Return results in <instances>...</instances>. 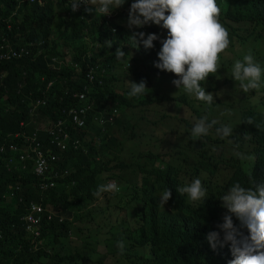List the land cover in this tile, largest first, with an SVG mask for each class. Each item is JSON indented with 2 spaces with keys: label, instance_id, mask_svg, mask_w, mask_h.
I'll return each instance as SVG.
<instances>
[{
  "label": "clouds",
  "instance_id": "clouds-1",
  "mask_svg": "<svg viewBox=\"0 0 264 264\" xmlns=\"http://www.w3.org/2000/svg\"><path fill=\"white\" fill-rule=\"evenodd\" d=\"M31 1L34 6L42 8V11L34 18L44 29V32L37 36L38 47L35 50L41 57L52 54L47 56V59L51 57V62L47 63L49 69L56 71L68 65L71 66L76 77V82L70 88L64 89H58L53 79H50L46 81L43 91L38 78L34 95L31 92L24 95L28 115L16 123V128L7 127L5 131L14 153L18 146L25 148V154L21 156L28 169L16 156L27 172L31 168V173L35 175L33 176L34 188L41 197L44 191L62 183L63 178L73 172L71 163H65L64 155L80 148L81 141L72 129H83L87 124L94 123L95 129L98 130L95 131L96 146H100L103 137L99 136L101 134L99 131L103 129V124L111 122L113 126L117 125L114 124L116 120L113 119L118 108L117 98H109L106 101V108H110L112 114L105 118L106 114H102L99 110L94 97L95 86L103 84V77H106L114 87H118V78L128 83L126 86L130 90L127 95L129 98H134V102L129 112H125L122 121H141L146 124L156 120L158 125L157 130L149 133L147 137L140 136L135 147L130 145L126 137L117 134L116 143L120 150L118 159L121 161L128 162L132 157L150 153L155 158L152 163L154 169H164V166L171 162L174 167L190 173L194 152L192 150L183 152V161L176 155L178 149L187 148L190 144L191 140L186 134L188 131H191L193 141L205 139V145L217 150V153L223 145L222 140L233 137L234 129L231 125L221 124L218 127V121L213 119L209 122L207 116L198 120L191 119L187 129L171 124V118L184 110L182 103L173 100L172 103L165 104L162 103L164 100L158 99L155 95H147L151 91V86L149 84L146 86L144 80L137 83L132 79L136 68L145 70L152 67L174 74L178 78L172 83L178 91L173 95L182 91L187 96L198 100L195 106L200 108L201 102L203 106H211L215 102L213 94L206 92V86H203L207 78L209 75H216L220 68L225 69L221 76H216L214 81L222 83L227 78L233 80L230 81L233 87L229 89V96L241 99L244 107L243 110L236 112L235 118L247 119L245 123L249 125L241 126L236 133V138H241V146L249 150L254 147H264V67L253 54V51L264 52L263 7L256 10L248 3V0ZM124 4L125 6L122 7ZM126 8H130L128 18L125 17ZM116 9H121L116 16L120 17L122 12L123 19L127 21V25L122 26L128 29V34L121 47H117L115 51L110 48L113 46L111 39L117 35V31L116 27L110 24L111 28L107 27L109 23L107 19ZM92 12L104 21L107 29L103 34H100L94 23L90 21L89 15ZM57 15H60V19L54 25ZM59 21H62V28L68 29L67 38L57 33ZM153 24L159 26L158 32L161 34L146 35L140 31L145 26ZM233 27L239 28L238 36L233 33ZM134 29H139V32ZM90 34L100 48L88 47L84 42H80L76 47L84 44L85 52L82 54L73 52L74 58L70 64L59 65L58 60L65 59L67 54L68 41L71 39L73 43L76 38ZM230 35L235 36L233 44ZM160 36H164L165 39L161 40ZM27 39L23 36V40L16 41L15 45H7L8 56L5 59H21L28 56L32 45ZM154 41L161 46L158 53ZM63 42L64 46L61 47ZM57 44L58 46H55ZM130 47L136 49L138 53L132 51ZM10 50L16 54L12 56ZM87 50L92 52L90 56H86ZM102 50H105L104 53ZM112 52H115L117 63L115 60L106 62L109 53ZM94 55L101 56L102 62H96ZM235 56L238 59L233 63L223 62V59ZM144 61H150V63ZM49 64H55L57 68H51ZM113 64L118 66V72L114 73L111 70ZM156 70H153L155 73L151 83L158 87L156 91L162 94L164 89L156 85ZM111 74H114V79ZM13 91L14 88L10 85L5 88L0 103H5L8 107L0 105V117L9 113ZM50 99L56 101L52 106H50ZM161 104L162 106L165 104V107L162 108ZM140 108L145 111L150 108L151 111L141 117L139 116ZM40 109L42 110L40 120L34 121L32 118ZM211 114L217 117L216 113ZM99 126L102 127L99 129ZM145 139L146 143L139 144ZM229 143L234 141L229 140ZM239 147L240 144L235 140L233 154L240 161L245 162L244 165L239 163L237 165L250 172L264 173V162H257L254 167L251 161L255 160V154L241 152L238 150ZM82 156H85V151H82L78 158ZM120 156L126 159H120ZM0 163L5 168L1 154ZM5 170L7 171L6 168ZM112 173L114 178L101 181L106 184L98 185L95 191L94 187H91L86 192H79L77 197H73L69 202L63 201L52 192L58 200L62 217L67 221L69 228L67 236L56 240L49 237L43 242L41 233L34 230V227L37 222L51 219L52 214L38 202L29 204V199L23 203L27 205V209L17 216L18 224H16L28 227L31 218L30 210L34 208L33 226L28 227L27 238H31L30 234H33L35 248L44 246L47 253L52 255L58 252L61 246H56L57 242L69 239L72 226L75 229L80 228L83 232L89 230L98 238L105 240L108 237L112 239L114 235L125 238L155 227L157 215L161 210L175 219H189L200 209H205L210 202L211 197H206L207 190L199 178L185 177L182 181L160 176L152 180H127L121 176V170L117 168L113 169ZM28 175L30 176L29 172ZM65 192H68V188ZM105 193H110L112 206L100 200ZM219 200L226 213L223 216V223L216 226L220 231L209 232L206 236L211 249L215 251L218 247L223 248L229 245L233 259L228 264H264V182L256 184L251 179L249 187L236 182L222 194ZM113 215L128 222L129 227L126 231L117 230L111 224ZM233 216L239 221V227L234 225ZM244 229L247 230V234L243 231ZM94 238L93 242H96L97 239ZM115 244L119 254L124 255L125 241L120 240ZM49 247L52 248V252ZM141 247L145 248V254L130 258V261L133 260L135 264H164L148 245L142 244ZM51 261L44 258L41 264H49Z\"/></svg>",
  "mask_w": 264,
  "mask_h": 264
},
{
  "label": "trees",
  "instance_id": "trees-1",
  "mask_svg": "<svg viewBox=\"0 0 264 264\" xmlns=\"http://www.w3.org/2000/svg\"><path fill=\"white\" fill-rule=\"evenodd\" d=\"M248 3L256 10L264 8V0H248ZM120 10H114L112 12L113 15L107 19L109 22L107 23L108 28H111L109 24L116 27L117 35L111 39L113 40V46L110 48L115 49V51L117 47H121L128 34V29L122 26V12L119 17L120 20L117 21L118 16L116 14ZM41 11V6H34L31 0H0V98L5 93L7 85L14 88L13 93H11L10 111L0 117V128L4 131L7 130V127L16 128V123L25 119L28 115L25 108L24 95L30 92L34 95L38 78L41 81L42 91L45 88L46 81L50 79H53L58 89L70 88L76 82L71 66L67 65L56 71L51 70L47 67V63L51 62V57L49 59H47V56L41 57L35 50L38 47L37 36L44 32L43 27L34 18ZM89 18L97 27L98 32L103 34L107 29L104 21L96 16L95 12H92ZM158 27L154 24L148 25L140 31L146 35H159L161 33L158 32ZM232 29L235 36H238L239 28L235 29L233 27ZM67 31V27L62 28V21H59L57 33L63 34L67 38L69 35ZM23 36H26L32 45V48L29 49L30 54L21 59H5L8 54L7 45H15L16 41L23 40ZM234 37L230 35L232 44L235 43ZM154 45L158 53L161 46L156 41H154ZM55 46H58V44ZM63 46L64 42L61 44V47ZM85 47L84 44H81L78 47H74L73 52L82 54L86 50ZM141 49H143L142 46ZM104 51L102 50V53ZM114 54L115 52L109 53L106 62L115 60L117 63ZM253 54L261 66L264 67V52L253 51ZM224 70L220 68L216 75H209L207 78L203 86H206V92L213 94L215 102L211 106H203V102H201V108L195 106V102L198 100L187 96L182 91L173 95L178 91L172 83L173 80L178 78L174 74L163 72L159 69L156 70V85L164 89L162 94H159L156 91L158 87L151 83L155 73L153 70L145 71L136 68L133 74L132 79L136 80L137 83L144 80L146 81V86L148 84L151 86V91L147 95H155L158 99L164 100L162 103L165 104L172 103L173 100H178L182 103L184 110L171 118V124L187 129L191 119L198 120L203 116H207L210 122L213 120L211 113H216L219 114L217 115L218 127L221 124H227L234 129L233 137L222 140L223 145L220 147L219 153H217V150L207 147L205 139L193 141L191 131H188L186 134L191 140L190 144L187 148L178 149L176 155L183 161V152L187 150L194 152L190 173L174 167L171 162H168L164 169H154L152 163L155 158L150 153L132 157L128 162L118 159L120 150L117 148L116 143L117 134L126 137L130 145L135 147L137 145L136 141L140 136L147 137L149 133L157 130L158 125L156 120L146 124L141 121H122L126 114L125 109L130 108L134 98H129L127 95L130 90L126 86L128 85L127 82L124 83L123 79L118 78V87H114L106 77H103L101 86H95L94 97L99 105V110L102 111V114H106L105 118L112 114V110L106 108V101L109 98H117L118 108L113 119L120 122L115 126L111 122L103 124V129L99 131L101 133L99 136L102 135L103 137L100 146H96L97 137L95 131L98 130L95 129L94 123L87 124L83 129H72L74 133H77L81 141L80 148L64 155L65 163H71L73 172L65 176L62 183L44 191L42 197L34 188L35 175L31 173V168L28 170L30 174L28 176L33 183H31L27 191L29 196H27V199L30 200L29 204L38 202L41 207H44L52 214L51 219L37 222L34 227V230L41 233L43 242L45 238L49 237H53L54 240L63 238L67 236L69 230L67 221L62 217V213L59 210L58 200L55 199L52 192L63 201L69 202L73 197H77L79 192H86L91 187H94L95 191L98 185L106 184V182L101 183V181L114 178L112 171L115 168L121 170V176L127 180H152L160 176L182 181H184L185 177L189 179L199 178L207 190L206 197H211L205 209H200L196 215L189 219H175L164 210H161L157 215L155 227L125 238L114 235L112 240L115 243L120 240L125 241L126 250L124 255L119 254L117 247L108 249L106 240L98 238L92 232L88 233V237H96V242H82L69 237L68 240L62 242L58 252L49 255L44 246L35 248L36 243L33 234H30L31 238L25 236V226L17 225V216L26 211L27 205L15 199L16 183L20 184V182L13 173H8L0 163V260L2 263L41 264L44 258H48L52 260L49 264H135L133 260L130 261V257L136 256L138 251L135 250L136 248L146 244L155 251L153 253L164 264H228L233 259L230 246L218 247L217 250L213 251L206 240L207 234L212 231H220L216 226L223 223V216L226 210L221 207L219 199L236 182L241 183L245 187L251 186V179L256 184L264 182V173L250 172L248 169H242L237 165L239 159L233 154L235 140L236 143L240 144L239 151L255 154V160L251 161L254 167L257 162H264V147H254L249 150L241 146V138H236V133L239 132L240 127L249 125L245 123L247 119L237 120L235 118L236 112L243 110L244 107L241 99H234L233 96H229V89L233 87L230 81L233 80L227 78L222 83L214 81L216 76H221ZM111 77L114 79V74H111ZM161 95L162 98H160ZM54 101L50 99V106L53 105ZM165 104L163 106L161 104L162 108L165 107ZM0 105L8 107L5 103H0ZM150 111V108H147L146 111L140 108L139 116L143 117ZM41 115L42 110L40 109L32 119L39 121ZM101 127L99 126L98 128L100 129ZM229 140H233L234 143H229ZM122 141H124L123 138ZM142 143H146V139L139 144ZM17 149L15 150L16 155L28 169L21 156V154H25V148L18 146ZM82 151H85V156L78 158ZM66 188H68L67 193L65 192ZM11 190L12 192L10 193ZM100 200L112 206L110 193L103 194V199ZM233 223L239 227V221L235 216H233ZM111 224L121 231H126L129 227L125 219L116 215L111 217ZM243 231L247 234L246 229ZM222 236L223 233L221 232V238ZM69 243L76 244L77 248L75 247L73 252L65 253V246Z\"/></svg>",
  "mask_w": 264,
  "mask_h": 264
},
{
  "label": "rangeland",
  "instance_id": "rangeland-1",
  "mask_svg": "<svg viewBox=\"0 0 264 264\" xmlns=\"http://www.w3.org/2000/svg\"><path fill=\"white\" fill-rule=\"evenodd\" d=\"M124 6H125V4L122 7H124ZM122 7H120V8H122ZM129 9L130 8H126V10H125V17L126 18H128ZM59 19H60V15H57L55 20H54V25ZM119 20H120V18L118 17L117 21H119ZM123 24L127 25V21L124 20V19H123ZM134 30L138 31L139 29H134ZM129 35H131L130 31H129ZM160 39L162 40V39H165V38H164V36H160ZM80 42H84L86 45H88V47L93 46L96 49L100 48V46L96 42H94L92 34H90V35H88L86 37L76 38L73 43H72V41L70 39L68 41V43H67V48H66V53L67 54L65 56V59L58 60V61H60L59 65H61V64H66L67 65V64H70V62L73 61V58H74L73 57L74 47H76L77 44H79ZM159 42H160V40H159ZM130 49L132 51H135L136 53H138V51L136 49L131 48V47H130ZM150 51H152V49ZM91 54H92V52L90 50L86 51V56H90ZM51 55L52 54L49 53L47 56H51ZM103 56H105V55H103ZM237 59L238 58L235 56V57H232L230 59H223V62L225 64H228V63H231V62L233 63ZM101 60H102L101 56H96L95 57V61L96 62L100 63V62H102ZM144 62L145 63H150V61H144ZM49 66L51 68H57V66L55 64H49ZM111 66H112L111 70L114 73L118 72V66L116 64H113ZM150 70H156V68H146L145 69V71H150ZM125 112L128 113L129 112V108H126ZM217 115H219V114H217ZM211 116H212L213 119L218 120V118L216 116H214V115H211ZM114 124H118V122L116 121V122H114ZM0 154L2 155L3 163H4V166L7 169V171L9 173H13L14 176L20 182V184L16 183V185H17V193L15 195V198L17 200H19L20 202H22V203H26L28 201V199H27V196H28L27 195V191H28V187L31 186V181H30V178L28 176V172L23 167L22 163L20 162V160L18 159V157L14 153V150H13L12 144L10 142V139L8 137V134L4 130H2L1 128H0ZM120 159H126V158H124L123 156H120ZM238 163L241 164V165L245 164V162L240 161V160L238 161ZM30 212H31V218L29 219L28 227H32L33 226V219H34V216H35L34 208H31ZM28 227L25 226V228H24V232H25V236L26 237H28V235H29L28 234ZM73 230L75 232H73ZM86 232L91 233L88 230L83 232L80 228H76L75 229L72 226V228H71V236L70 237H72L74 239H78L79 241H82V242H83L84 238H85L84 242H86V241L93 242L95 240V238L94 237H88V233L86 234ZM106 241L108 243V246H107L108 249L116 247V244L111 239V237H108ZM61 244H62V242H57L56 246H60ZM75 247L77 248L76 244H72V243L67 244L65 246V253H69L70 251L71 252L75 251L74 250ZM49 250L52 252V248L51 247H49ZM135 250H138L137 253H136V256H143L145 254V251H146L145 248L141 247V246L136 248ZM50 251H49V253H51ZM0 264H3L1 260H0Z\"/></svg>",
  "mask_w": 264,
  "mask_h": 264
},
{
  "label": "built area",
  "instance_id": "built-area-1",
  "mask_svg": "<svg viewBox=\"0 0 264 264\" xmlns=\"http://www.w3.org/2000/svg\"><path fill=\"white\" fill-rule=\"evenodd\" d=\"M10 52V54L12 55V56H14L16 53L14 52V51H9ZM7 56H8V54H7Z\"/></svg>",
  "mask_w": 264,
  "mask_h": 264
}]
</instances>
